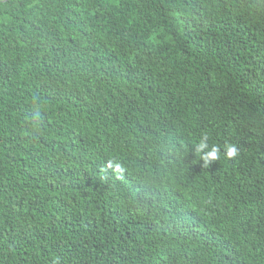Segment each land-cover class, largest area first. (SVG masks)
Segmentation results:
<instances>
[{"label":"trees","instance_id":"trees-1","mask_svg":"<svg viewBox=\"0 0 264 264\" xmlns=\"http://www.w3.org/2000/svg\"><path fill=\"white\" fill-rule=\"evenodd\" d=\"M0 264H264V0H0Z\"/></svg>","mask_w":264,"mask_h":264},{"label":"clouds","instance_id":"clouds-1","mask_svg":"<svg viewBox=\"0 0 264 264\" xmlns=\"http://www.w3.org/2000/svg\"><path fill=\"white\" fill-rule=\"evenodd\" d=\"M192 150L195 154H199L204 164H210L219 159L220 155L223 154L227 158L231 159L239 155L238 148L236 145L228 143L223 147V153L221 148L217 145H210L208 142V136L202 135L197 143L192 145ZM112 167V164H109ZM117 169L121 168L120 164H115Z\"/></svg>","mask_w":264,"mask_h":264}]
</instances>
